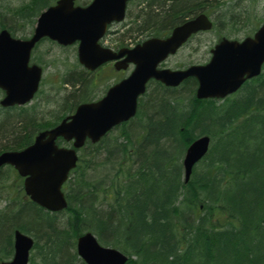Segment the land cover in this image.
Instances as JSON below:
<instances>
[{
	"label": "trees",
	"instance_id": "obj_1",
	"mask_svg": "<svg viewBox=\"0 0 264 264\" xmlns=\"http://www.w3.org/2000/svg\"><path fill=\"white\" fill-rule=\"evenodd\" d=\"M226 1L172 0L169 5L151 0L120 41L133 35L162 38L208 8L220 11ZM56 2L30 0L14 10L0 5V31L9 28L12 36L18 33L7 25L9 17L23 21L25 28L35 26L41 12ZM218 17L219 24L227 23ZM235 20L233 15L231 21ZM87 75L92 73L85 69L65 78L64 84L75 90L67 97L70 109L94 100L88 93L93 81ZM249 83L244 97L217 107L214 100L197 99L193 79L183 85L190 90L188 104L181 96L168 97L183 86L150 82L148 90L151 85L157 89L149 104L144 101L147 90L134 119L115 128L135 123L137 132L126 128L117 136L110 132L96 144L87 142L64 186L68 209L45 211L25 199L22 185L20 201L10 199V205L0 210V243L11 248L16 228L33 236L36 254L30 264H86L76 246L85 232L96 234L102 245L123 251L129 256L127 264H264V74ZM9 118L0 127V148L5 146L0 154L24 150L38 132L59 122L33 120L30 129ZM197 130L198 136L208 135L213 143L186 184L182 160L198 137ZM102 153L106 157L97 161ZM199 166H203L200 173ZM106 168L99 176L98 169ZM7 188L3 185L1 190ZM29 225L39 231L32 233ZM13 253L14 249L3 258Z\"/></svg>",
	"mask_w": 264,
	"mask_h": 264
},
{
	"label": "water",
	"instance_id": "obj_2",
	"mask_svg": "<svg viewBox=\"0 0 264 264\" xmlns=\"http://www.w3.org/2000/svg\"><path fill=\"white\" fill-rule=\"evenodd\" d=\"M55 5L41 12L29 39L12 37L8 29L0 31V88L6 96L0 101L4 108L30 104L42 82L43 69L31 65V53L42 39L60 46L78 43L79 63L95 72L109 62L117 71L135 65L130 77L110 87L97 102L80 104L75 114L64 118L55 128L40 132L34 143L23 151L0 155V170L14 166L24 178V189L33 203L46 211L59 213L68 208L63 191L69 174L79 162L78 151L89 140L96 144L114 127L133 119L138 112L139 99L147 84L156 79L164 86H180L188 78H196L200 99H224L238 91L247 79L262 74L264 65V23L252 37L242 43L224 39L213 50L207 65L191 66L172 71L159 66L200 31L213 29V22L205 14L174 28L171 36L153 37L135 48H121L118 52L105 48L100 41L109 25L123 22L131 0H94L78 6V0H57ZM73 141V148H62L57 141ZM212 140L208 136L196 139L183 159L186 184L194 167L208 153ZM35 239L21 231L15 234V254L1 264H29ZM77 252L86 264H127L129 257L118 249L103 247L95 234L86 232L78 238Z\"/></svg>",
	"mask_w": 264,
	"mask_h": 264
},
{
	"label": "rangeland",
	"instance_id": "obj_3",
	"mask_svg": "<svg viewBox=\"0 0 264 264\" xmlns=\"http://www.w3.org/2000/svg\"><path fill=\"white\" fill-rule=\"evenodd\" d=\"M92 1L93 0H79L77 5L84 6L92 3ZM28 2H30V0H0V5H4L5 7L14 10L28 4ZM150 2L151 0H135L130 3L128 6L129 10L125 22L118 25H112L108 31V36L103 40L102 44L105 47L119 50V48L122 46L131 48L141 44V42L147 38H150L146 35H141V37L133 35V38L126 42L120 41L122 38H127L126 31L132 25H134V19ZM219 8L220 11H217L213 8H208V11L206 12L210 17H212V20L216 26V30L208 33L197 34V36L193 37L185 47L178 51L179 53H177L174 57L167 59L162 68H168L172 71H176V69H186L191 65L207 64L209 63L210 59L209 49L219 41V38L226 37L228 39L231 38L242 41L245 39V37L253 36L257 29L260 28L264 22V0H227L226 3ZM233 15L237 16L238 20L231 21ZM218 16H223L226 18L227 23L220 20L222 23L219 24ZM8 19L9 21L7 25L18 31V33L14 36L15 38H30L35 26L29 24L25 28L23 21H16L15 19H11V17ZM7 29L9 30V28ZM127 44H131V46H128ZM36 47L37 48L33 53V61L45 69L40 93L34 98L30 105L26 106L22 110V112L19 110H14L9 114H6L0 108L1 128L5 125L7 117H10V122H22L25 127H30L31 129L33 126L30 124L33 122V120H36L39 123H44L45 121H54L56 119L60 120L67 115L72 114L71 110L75 109V107L72 109L69 108L72 101L67 100V97L72 96V94L75 92L74 87L64 84V80L72 72L85 70V68L80 65L78 60V45L75 44L74 46L70 47H60L53 41L51 42L50 40H45ZM130 72L131 70H128L126 73L123 71L117 72L115 71L114 67L109 65L101 68L95 74L87 75L90 81H93V87H90V90L88 91L90 95L89 97H94V100L99 101V99L104 96L105 92L111 85L119 82L121 78H127ZM156 89L157 86L151 85L147 94L144 96V101L147 102V104L150 102V97L156 94ZM246 94L247 90L244 89V91L239 95L233 97L232 101L235 99H241ZM1 96L2 94H0V99ZM176 96H181V98L184 99L185 104H188L190 98L189 88H187L185 85L177 89L175 93L168 94V97L171 98ZM225 102L215 103V106L219 107ZM64 104H66V107H63ZM145 113L142 114V117H145ZM126 128L133 133L137 132L135 123L127 126ZM123 129H114V131H112V135L117 136ZM195 134L198 136L200 131L197 130ZM61 145L68 146L69 144L67 145L62 142ZM4 147L1 146L0 150ZM85 149L83 148L80 151V156L84 154L83 151ZM105 157L106 155L102 153V155H99L97 161H102ZM202 169L203 166H199L196 170L198 173H200ZM3 171L4 172L2 173V176H0V192H2L0 193V210H4V208L10 205V199L13 201L16 199L20 201L22 198L20 196L19 189L23 184L18 179V173L15 170H10L8 167L3 169ZM107 171L108 168L104 170L98 169V174L100 176ZM3 185H7L8 188L6 190H1ZM61 217L68 218L67 215H61ZM2 247L3 243H0V249ZM34 254H36V251ZM11 258L12 256L6 259L0 256V263Z\"/></svg>",
	"mask_w": 264,
	"mask_h": 264
},
{
	"label": "bare ground",
	"instance_id": "obj_4",
	"mask_svg": "<svg viewBox=\"0 0 264 264\" xmlns=\"http://www.w3.org/2000/svg\"><path fill=\"white\" fill-rule=\"evenodd\" d=\"M224 39H226V37H224ZM263 91V93H264V89L262 90ZM263 101H264V99H263ZM262 101V102H263ZM1 139V138H0ZM183 161V160H182ZM183 173H184V164H183ZM101 176V175H100ZM184 178H185V176H184ZM44 224V223H43ZM36 226H34V225H29V228H30V231H32V233H37L38 231H39V229L37 230L36 228H35ZM16 231H21L19 228H16V230H14L13 231V233L11 234V236L13 237L12 238V247L10 248V247H8L7 245L5 246L4 244H3V247L0 249V256H2L3 257V255L4 254H6V252H11L14 248V244H15V234H16Z\"/></svg>",
	"mask_w": 264,
	"mask_h": 264
},
{
	"label": "flooded vegetation",
	"instance_id": "obj_5",
	"mask_svg": "<svg viewBox=\"0 0 264 264\" xmlns=\"http://www.w3.org/2000/svg\"><path fill=\"white\" fill-rule=\"evenodd\" d=\"M158 1H162V0H158ZM165 1L168 2L169 5L172 3V0H165ZM158 6H159V5H158ZM216 44H217V43H216ZM216 44H215V45H216ZM127 45H128V44H127ZM215 45H214V46H215ZM128 46H131V44L128 45ZM214 46H213V47H214ZM213 47H212V48H213ZM212 48L209 49V50H210V58H211V56H212V54H211ZM173 57H174V56H173ZM133 66H134V65H133ZM251 82H252V81H251ZM246 84H247V83H246ZM0 92H2V91L0 90ZM237 95H238V94H237ZM262 106H264V101L262 102Z\"/></svg>",
	"mask_w": 264,
	"mask_h": 264
}]
</instances>
